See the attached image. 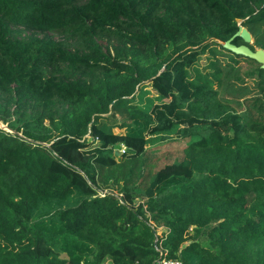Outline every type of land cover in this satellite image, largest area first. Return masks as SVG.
I'll use <instances>...</instances> for the list:
<instances>
[{"label": "trees", "instance_id": "obj_1", "mask_svg": "<svg viewBox=\"0 0 264 264\" xmlns=\"http://www.w3.org/2000/svg\"><path fill=\"white\" fill-rule=\"evenodd\" d=\"M231 38L264 49V0H0V264H264V68Z\"/></svg>", "mask_w": 264, "mask_h": 264}, {"label": "rangeland", "instance_id": "obj_2", "mask_svg": "<svg viewBox=\"0 0 264 264\" xmlns=\"http://www.w3.org/2000/svg\"><path fill=\"white\" fill-rule=\"evenodd\" d=\"M241 32H246L247 35H248V37H249V40L253 41V37H252V35H251L250 33H248V31H247L246 28L241 27L240 33H241ZM41 35H43V34H41ZM202 63L205 64V63H206V59H203V60H202ZM242 67L244 68V64H242ZM248 84L251 85L252 82H249ZM155 90H156V89H155ZM155 90H154V92H155ZM149 91H150L151 93H153L151 89H150ZM156 91H157V90H156ZM257 92H258V89H255V91H253L252 94H256ZM155 93H156V92H155ZM238 112L241 113V112H242V109H239ZM211 123H212L215 127H219L220 130H221L223 133H224V132H228V131H231V132H237L238 129L240 128L239 122L236 120L235 115H233V116L226 115L225 117H223V118H221V119H219V120H217V121H212ZM1 126H3L5 129L9 130L8 127H6V124L3 125V124L1 123ZM180 126H181V125H180ZM167 135H168V136H173V135H175V133H174V132H173V133H168Z\"/></svg>", "mask_w": 264, "mask_h": 264}, {"label": "water", "instance_id": "obj_3", "mask_svg": "<svg viewBox=\"0 0 264 264\" xmlns=\"http://www.w3.org/2000/svg\"><path fill=\"white\" fill-rule=\"evenodd\" d=\"M249 33V32H248ZM239 34L246 40H249V37L246 32H239ZM224 47L231 50L234 53L245 55L247 57L253 58L260 62L262 64V67L264 68V49L263 48H257L256 50H253L249 46L242 44V45H236L232 42V38L223 42ZM1 124V122H0Z\"/></svg>", "mask_w": 264, "mask_h": 264}, {"label": "built area", "instance_id": "obj_4", "mask_svg": "<svg viewBox=\"0 0 264 264\" xmlns=\"http://www.w3.org/2000/svg\"><path fill=\"white\" fill-rule=\"evenodd\" d=\"M107 191H101V195H104ZM158 264H182L180 261L168 260L166 258L159 259Z\"/></svg>", "mask_w": 264, "mask_h": 264}]
</instances>
